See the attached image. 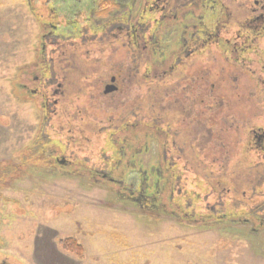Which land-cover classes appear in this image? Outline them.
Wrapping results in <instances>:
<instances>
[{
    "label": "rangeland",
    "instance_id": "rangeland-1",
    "mask_svg": "<svg viewBox=\"0 0 264 264\" xmlns=\"http://www.w3.org/2000/svg\"><path fill=\"white\" fill-rule=\"evenodd\" d=\"M42 1L34 0L30 5V0H0V261L7 259L10 264H264V161L255 155H240L239 138L243 130L239 123L234 125L236 129L231 127L225 145L214 136L212 140L208 139L210 136L200 137V133L190 145L182 142L174 148L168 143L164 154L169 160H164L162 165L169 164L177 176L172 177L166 190L160 183L157 194L156 191L153 194H156L155 210L137 206L128 197L138 194V181L133 186L129 184L128 173L133 175L134 168L123 167L131 156L117 155L111 140L120 143L121 138L131 134L126 131L131 120L127 118L133 115L136 96V104L141 106L142 100L148 98L149 85L135 81L130 85L129 73L136 72L131 70L134 58L125 37L102 45L94 42L97 35L85 48L75 47L68 51V46H60L52 50L50 38L42 37L40 20L43 21L42 14L45 16L49 10H56L54 3L60 1L51 0L49 4L54 2L52 8L45 3L38 10ZM74 2L80 4L74 11L67 7L70 15L76 17L88 11L86 1ZM103 2L97 0L98 6L90 12L89 24H78L74 31L67 29L56 37H71L77 41L85 35L81 43L86 44L90 33L86 32V27L96 33L94 30H98L104 18L110 19L115 14L114 1L107 0L106 7ZM67 8L62 7V10ZM212 52L218 62L209 60L211 54L198 62V74L204 72L208 79L198 75L203 79L202 86L198 85L199 94L193 98L190 95L192 102L197 98L204 103L203 116L198 117L202 121V131L211 133L212 112L205 106L213 102L209 89L216 80L218 90L222 87L218 99H223L235 110L236 116L228 115L227 120L232 122L235 118L234 121L241 122L250 118L262 124L264 102L249 95L252 88L256 89L255 81L243 73L239 81L233 82L231 75L238 76L240 70L229 68L221 50ZM78 53L85 70L77 60L72 61L79 57ZM50 57L55 58L54 64L48 63L52 76L62 75L67 63L79 75L87 72L85 62L90 60L96 65L104 63L110 74L120 67L119 92L111 95L113 98L105 96L101 86L103 80L95 86L96 79L81 77L79 82L77 76L69 81L81 85L80 91L67 104L66 114L59 113L53 116L54 121L43 119L41 122L44 114L39 107L42 106L40 95L29 94L35 85V75L21 73L24 66L28 72L35 70L36 61L50 60ZM93 66L89 65L88 70ZM224 67L228 70L226 74L231 72L227 77L222 75ZM189 73L192 77L196 74ZM110 77L108 75L107 83ZM189 80L190 76L182 79L178 87V83H173L170 93L183 105L189 99ZM58 81L60 79L50 80L45 88H56ZM83 85L87 87L85 90ZM148 99L152 100V96ZM155 100L153 98V112L144 106L138 120H146L140 122L138 129L143 128L142 123H149L155 127L148 130L157 132V126L162 128L168 122L163 118L161 105L155 103L157 97ZM148 105L154 108L151 101ZM228 112L222 110L219 115L227 117ZM194 113L191 114L193 119ZM185 118L188 119L184 115L180 122L172 124L176 132L171 131L176 136L184 130ZM157 142L150 140L148 150L135 159H142L145 167L150 166L154 158L159 160ZM39 151L41 155H37ZM51 153L63 157L64 172L50 171V167L55 169L50 166L54 157ZM226 153L231 159L225 160ZM116 161H120L121 167L110 172ZM34 166L37 168L32 169ZM214 176L224 180L222 187H250L249 198H246L250 204H237L238 207L232 209L235 205L230 202L225 188L218 187L219 191L210 188L208 180ZM154 178L149 184L155 182ZM119 179L125 180L123 188L115 181ZM168 203L169 206H182L188 216L185 221L169 212L175 210L169 209ZM230 211L234 212L231 214L233 220L216 222L210 218ZM183 213L180 214L185 217ZM70 236L84 245L83 258L60 247L59 239Z\"/></svg>",
    "mask_w": 264,
    "mask_h": 264
},
{
    "label": "flooded vegetation",
    "instance_id": "flooded-vegetation-1",
    "mask_svg": "<svg viewBox=\"0 0 264 264\" xmlns=\"http://www.w3.org/2000/svg\"><path fill=\"white\" fill-rule=\"evenodd\" d=\"M30 1V5H33L34 0ZM59 1L60 2H52V4H49L51 0H46V2L43 0L38 4V10H40L39 7H42V4L45 5V3L47 5L49 4V6H51L50 8L54 6V3L56 7H54L56 10H49L45 16L42 14L43 21L39 19L42 34L44 31L42 37L45 39L50 38L49 43L52 50L60 46L64 48L68 46V51L75 47L76 49H82L85 48L86 45L91 44L90 41L97 35L98 39L94 40V42L97 44L102 43V45H106L107 41L110 42L113 39L125 37L126 43L128 47L131 48L134 58V62L131 64V70L132 72H136L133 75L129 73L130 77L133 79H131L130 85H132L134 81L136 83H146L149 85L148 98L152 96V100L148 98L142 100L143 105L141 106L136 104V101H138V96H136L137 98L135 97V104L133 105V115L127 118L131 120L129 126L126 127V131L131 132V134H127V137L121 138L120 143L113 138L111 140V144H114L117 148V155L131 156L130 160L125 163L121 162L124 164V169H126V167L134 168L133 175H131L130 172L128 173L131 178L129 184L132 185L138 181V194L134 195V193H132V195L128 197L135 201L137 206L151 211L155 210L154 202L156 201V190L160 189V183H162V188L164 187L163 189L166 190L171 181L177 176L176 172L172 173L169 164L162 165L164 160H169L164 154V152L167 151L168 143L174 146V148L176 145L182 144V142L190 145L192 144L191 142L197 140V135L200 133V137L210 136L208 139L212 140L214 136L215 140L219 139L220 144L222 143V145H225L226 143L228 144L226 136L228 138L231 133L230 130L232 128L236 129L234 125L239 123L243 130V136L239 138V143L242 144L239 150L241 152L240 155H255L261 158V162L264 161V122H262V124H256L254 121L250 120V118L241 122L239 120L234 121L235 118L232 122L227 120L228 115L235 117L236 114L233 107L228 103H224L225 101L223 99H218L219 93L222 92V87L218 90V80L212 82L209 89L210 98H214L213 102L205 106L206 109L212 112L210 134L206 130L202 131V121L198 118L203 116L201 112L204 106L203 101L201 100L198 102L199 100L194 98L195 100L192 102V98L199 94L198 85L202 86L201 82L203 79L200 77L208 79L206 73L199 72L198 74V62L205 59V56H210V54L212 56H210L211 58L209 60L218 62L217 57L213 56L212 50L214 49L221 50L223 59L226 64H228L229 68L240 70L241 73L238 76L231 75L233 82L239 81V76L243 75V73L249 74L256 85L255 90L252 88L249 91L250 97H254L260 103L264 102V0H110L114 1L116 9L115 14L110 19L104 18V22H102V24L100 23L98 30H94L96 33H93V31L91 32V29L86 27V32H90L87 35L88 42L86 44L85 42L81 43L85 35H82L80 39L76 41L71 37H68L70 39H63L61 36L58 39L56 34L60 32L64 34L67 29L74 31L78 24H80V26L83 23L89 24L88 22H91V13L94 12L93 7L97 5V0H83V2L86 1L88 3V13L82 11L77 14L76 17L70 15L71 11H69L67 7L70 6L71 10L74 11L75 7L80 3H75L74 0ZM103 1L102 4L106 7L107 0ZM62 7H66V11H63ZM101 10H104L102 6ZM112 31H114V34ZM52 36H55V38ZM81 57L82 56L76 57L72 61L75 62L77 60V63L85 70L84 63L80 61ZM54 60V57H50V60L44 58L38 62L36 61L34 65L36 66L35 70H30L28 72L26 70L27 66H24V71L21 73L22 75L28 73L35 75V85L33 89H30L29 94L35 96L40 95L42 106L39 107L44 114V116L42 115L41 122H43V119L54 121L55 118L53 116L59 113L66 114L67 104L72 102L75 96L74 94L80 91L81 85H75L73 81H69L76 79L77 76H79L77 80L79 82L81 81V77L83 79L86 77L96 79L95 86H97L99 82L102 83L103 80L104 82L101 86L104 88L103 93L105 96H114L119 92L118 84L120 76H122L121 73L118 72L120 67H116L115 69L118 70L110 74V71L107 72L108 68L104 66V63L101 62L96 65V63L94 64V62L90 60L89 62H85V65H87L88 69L89 65H94L92 69H87V72H83L79 75V73L75 72L72 69L73 67H69V63H67L65 64V71L62 72V75H58V77L50 74L51 66L48 63L51 61L54 64ZM189 71L196 72L195 76L192 77ZM222 72V75L225 77L231 74V72L230 74H226L228 70H226L225 67ZM108 75H111V77L110 82L107 83L106 79ZM198 75L200 76L199 78ZM188 76H190L189 87L187 88L189 91L187 97H189V99H187L186 105H183L180 99L174 98L170 93L173 90V83H178V87L180 82L182 83V79H186ZM54 78L56 80L60 79L56 88L46 89L45 87L47 85L45 86V84L50 85L49 81ZM24 86L25 85H22V88L26 89V86L25 88ZM85 88L87 87L83 85L82 89L85 90ZM190 95L192 98H190ZM156 97L157 102L155 103L161 105L160 110L163 113V118L167 119L168 122L165 126H162V128L157 126V132L148 130L155 127L154 124L149 123H142L141 126L143 128L138 129L140 122L146 120H138L142 114V110H144V106L153 112L155 109L153 98L155 100ZM103 100L101 102H103ZM144 101H146L145 104ZM149 101L152 102L154 108L148 105ZM194 103L195 105H192ZM222 110L229 111L227 117L225 115H219ZM192 113H194L195 119L191 117ZM184 115L188 118H185L184 124L186 125H184V130L180 135L176 136V134L172 132L175 131L172 124L174 122H180ZM121 130L122 129H120V131ZM150 140H152V142L159 141L157 142L159 144L157 145L159 148V160L154 158L152 164L145 167L142 159H135V157H138L144 150H148ZM216 144L219 143L216 142ZM174 150L171 152H174ZM175 152L177 153L178 151L175 150ZM58 153L57 151V154ZM51 154L54 157L52 162L50 161V166H54L55 169L50 167V171L64 172L63 166L65 162L62 160L63 157H61V155ZM231 157L229 153H226L224 158L225 160H229ZM113 166L114 168H111L110 172L119 170L121 167L120 161H116ZM245 167H247V165ZM240 171H242V168ZM103 175L106 176V174ZM132 177L135 178L132 179ZM150 177H155V182H153V184H149ZM115 181H117L122 188L124 187L123 183H125V180L119 179ZM208 181L210 188H216L217 191H219L218 187H221L220 190L225 188L230 202H234L235 206L231 207L232 209L238 207L237 204L240 206L243 204H250V201L246 200V198H249L248 192L250 187L246 188L243 186V188H240L238 185L234 187H222L224 180H219L216 176L210 178ZM228 182L229 179L226 181V184ZM155 191L156 194L153 195ZM182 195L186 194L183 193ZM171 199H173V197ZM169 207V209L175 210H170L169 212L180 216L179 218L182 221H185L184 218L188 217L179 204ZM181 211L184 212L183 214L185 217L181 216ZM232 213L231 211L229 213L225 212L221 214L222 216L216 217L211 215L210 218L216 222L225 220L230 221L234 219V216L231 217ZM2 263L9 262L7 259H2L0 264Z\"/></svg>",
    "mask_w": 264,
    "mask_h": 264
},
{
    "label": "trees",
    "instance_id": "trees-1",
    "mask_svg": "<svg viewBox=\"0 0 264 264\" xmlns=\"http://www.w3.org/2000/svg\"><path fill=\"white\" fill-rule=\"evenodd\" d=\"M40 132H42V130H40ZM40 153H42V151H39L37 153V155H39ZM32 156H34V155H32ZM32 158H35V157H32ZM35 168H37V166H34L32 169H35ZM182 177H183V175H182ZM181 208H182V206H181ZM59 245L67 253L74 254V255L78 256L79 258L84 257L85 247L76 237L70 236V237L60 238L59 239Z\"/></svg>",
    "mask_w": 264,
    "mask_h": 264
},
{
    "label": "water",
    "instance_id": "water-1",
    "mask_svg": "<svg viewBox=\"0 0 264 264\" xmlns=\"http://www.w3.org/2000/svg\"><path fill=\"white\" fill-rule=\"evenodd\" d=\"M2 264H9V263H2Z\"/></svg>",
    "mask_w": 264,
    "mask_h": 264
}]
</instances>
